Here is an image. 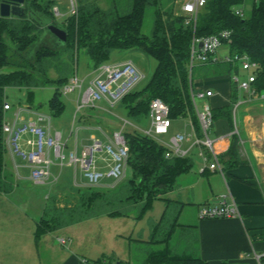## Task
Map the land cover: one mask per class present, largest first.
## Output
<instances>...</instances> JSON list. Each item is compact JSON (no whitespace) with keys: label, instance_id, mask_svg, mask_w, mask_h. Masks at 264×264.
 I'll return each mask as SVG.
<instances>
[{"label":"trees","instance_id":"1","mask_svg":"<svg viewBox=\"0 0 264 264\" xmlns=\"http://www.w3.org/2000/svg\"><path fill=\"white\" fill-rule=\"evenodd\" d=\"M56 1L25 0L23 16L0 17V192L8 191L11 181L4 170L6 148L1 129L3 105L8 102L6 89L53 86L46 106L52 116H59L64 108L59 90L73 74L78 52L87 56L92 68L107 62L113 51H138L155 60L151 75L142 87L130 91L117 104L124 109L126 118L136 124L147 118L150 99L158 97L167 104L170 119L187 116L198 130L190 98L193 79L229 75L237 71V67L232 63L212 61L210 57L204 63L196 62L189 67L190 48L194 38L222 30L230 31V41H223L228 53L246 54L256 63L252 87L256 95L264 92V0H251L247 10L245 0H205L194 17L180 8L186 0L181 1L179 8L176 4L180 0H131L126 10L115 0H111L109 7L99 6L97 0H76L75 13L58 23L52 13ZM237 8L242 9V14L235 12ZM35 11L63 27L66 40L61 48L34 49L44 32V28L28 16ZM147 11L151 12L149 34L142 32ZM60 50L69 51L68 61L60 59ZM50 68L56 73L54 78L48 76ZM230 84L229 103L211 107V111L213 121L221 118L231 130L234 124L232 109L238 94L235 83L230 80ZM123 135L129 151L126 163L130 171L124 184L119 182L110 192L82 190L77 197L67 198L59 205L55 194L50 195L35 236L100 214L141 219L152 209L153 201L161 199L164 208L158 220L150 224L149 242L162 247L148 252L142 264H215L191 255L186 249L177 251L168 247L177 219L175 215L172 220L168 219L167 209L172 200L166 195L176 189L177 178L191 170L192 156L166 158L161 144L136 129H126ZM237 147L238 134H231L228 148L218 155L223 174L224 170L239 163ZM173 202L182 205L180 201ZM132 212L137 213L132 215ZM127 262L118 260L117 264Z\"/></svg>","mask_w":264,"mask_h":264},{"label":"crops","instance_id":"2","mask_svg":"<svg viewBox=\"0 0 264 264\" xmlns=\"http://www.w3.org/2000/svg\"><path fill=\"white\" fill-rule=\"evenodd\" d=\"M250 1L245 0V4L248 5ZM87 66L91 70L95 69L90 66L89 61H87ZM231 73L229 75L198 77L192 81V88L211 89L213 95L208 99L209 105L212 108L223 106L229 103ZM237 94V100L242 99V102L235 108L233 116L234 124L238 128L237 154L239 163H235L233 167L224 170L223 175L216 170L205 169L203 172H199L197 169L196 172L191 168L189 172L177 178L176 189L167 193L166 196L179 197L182 205L193 204L195 207L188 221H180L181 224L177 223L176 225L186 235L194 236L192 238L196 245L195 255L202 260L215 264L219 262L264 264V92L260 93L263 95L262 97L256 95L250 99H243L245 94L239 90H237ZM199 103L201 104L200 100ZM95 104L93 108H87L77 116L81 127L89 132L88 137L82 139L79 145H77V135L75 136L77 152L82 146L90 143L91 136L98 139L103 138L105 141L97 127H101L107 133L118 129L119 122L113 117L117 115L111 113L110 116V114L103 112V107H101L102 110L98 105L95 108ZM16 111L15 124L31 120L39 125L47 126L51 132L58 131L62 138L59 123L54 120L58 116H52L45 103L44 105L42 103L34 105L30 102L17 107L11 105V109L4 113V117L8 121H13ZM37 112L46 114L49 119L37 120ZM229 132L230 129L225 120L221 118L214 120L210 132L211 138L216 139L218 136L227 135L226 138L219 139L214 143L218 154L223 153L228 148ZM26 138L32 139L33 136L29 133L21 136L22 148H25L23 141ZM189 142L185 141L184 143L186 145ZM5 148L4 170L7 178L11 181L9 190L0 192V264H81L82 259L94 262V264H117L118 260L129 261L123 257V254H120L121 249L117 246L122 239L124 240V234L127 230L130 233L135 231L130 229L129 224L134 222L137 225L138 222H143L142 219H134V216L100 214V216L105 215L106 220L104 222L108 224L105 225L103 234L105 249L104 252H100L101 255H104L99 254L100 256L96 255L92 259L86 255L85 248L80 247L82 238L76 235L74 225L94 217L46 231L38 237L35 236L36 226L43 215L47 200L55 191L90 189L110 192L118 186L120 181L113 184L111 179H102L99 184L91 186L82 175L77 180L75 168L72 170V179L69 181L68 186L70 187H50L45 195L44 205L37 208L38 216H28L25 208L15 205L16 201L12 199V195L15 193L16 196L18 194L23 195L29 190L28 184L24 183L25 181L32 182L29 179V166L20 156L12 153L7 146ZM192 153L196 155L194 150L190 151V155ZM94 156L100 159L98 163L94 158L96 169L103 170L110 164V158L104 151H97ZM198 160L200 161L199 158ZM47 183L52 185V182ZM220 195H224L228 202L233 201L235 203L237 214L227 218H197V208L203 203H213ZM183 209L184 206L180 210L178 219L183 213ZM150 213H153L152 209ZM109 219H115L119 226L111 227L112 230L110 231L111 222ZM138 231L144 232V238L150 236L147 228L142 230L138 227L137 233ZM64 236L66 239L63 238ZM185 239L187 238L185 237ZM60 240L63 242L61 243ZM112 256L115 260L110 258ZM257 256L260 257L257 258Z\"/></svg>","mask_w":264,"mask_h":264},{"label":"built area","instance_id":"3","mask_svg":"<svg viewBox=\"0 0 264 264\" xmlns=\"http://www.w3.org/2000/svg\"><path fill=\"white\" fill-rule=\"evenodd\" d=\"M67 2V13L72 14L76 11V0H61ZM205 0H186L181 5V10L188 15L195 16L197 10L204 4ZM237 14H242V9L235 10ZM53 15L59 16V9L56 5L52 7ZM230 31L222 30L217 34L194 38L190 48L189 67L194 63H204L210 57L212 61L225 62L235 64L237 71L230 75V80L235 83L237 90L243 92V99H250L256 96L252 87L255 79L254 71L256 63L251 61L246 54L227 53L219 58L216 56V50L224 45L223 41L229 42ZM198 43L201 47H198ZM94 71L96 74L87 81L84 90H81L84 84V78H79L75 73L71 74L67 81L60 87V94L66 95L78 89V99L76 100V108L73 114L72 123L77 118L76 113L86 108H93L96 101L104 100L109 106H116L119 101L130 91L144 80L145 74L140 71L131 59H124L117 63L104 62L98 65ZM213 95V91L209 88L190 89V98L192 101L198 130H196L189 120L190 133L176 132L172 134L167 141L157 138L158 135H165L171 124L169 118V108L160 98L154 97L150 99L148 104V125L141 127L131 122L126 117H120L121 124L118 129L111 133L105 132L101 127L97 129L105 138L104 144L102 140L91 136L90 143L81 147L77 152L75 148V136L77 128L70 129V133H74V146L65 152L67 148L66 140H62L58 131H50L46 126L37 124L28 120L20 124H15L17 111L14 112V120L8 121L5 117L2 122V133L4 136V144L10 151L20 156L29 166V179L37 184L54 182L57 176L51 173L50 167L56 163L61 168L64 165L72 166L73 169L78 168L81 175L86 178L87 183L91 186L99 184L102 179H111L113 184L121 181L126 174L128 146L124 139V128L132 126L143 135L154 138L164 148V157H184L190 155V151L194 150L197 157L201 161L199 172L205 169L218 171L223 175L222 165L218 159V152L214 146L215 141L226 138L227 135L218 136L213 139L209 136L213 128V117L211 106L208 99ZM262 97V94L257 95ZM196 100H200L198 107ZM242 102L238 99L233 104V116L235 108ZM4 113L11 109L9 102L3 105ZM49 119L46 114L37 112V120ZM234 122V120H233ZM264 132V125H263ZM29 133L33 138H26L23 141L25 148H22L21 136ZM238 134V128L233 124V128L228 135ZM188 145L184 146V142ZM103 150L110 158V164L103 170L96 169L94 153ZM237 214L235 203L228 202L224 195H220L213 203H203L196 211L197 218H227ZM62 243L63 240H60ZM264 256V255H263ZM260 256H257V258ZM81 264H94L88 260L82 259Z\"/></svg>","mask_w":264,"mask_h":264},{"label":"rangeland","instance_id":"4","mask_svg":"<svg viewBox=\"0 0 264 264\" xmlns=\"http://www.w3.org/2000/svg\"><path fill=\"white\" fill-rule=\"evenodd\" d=\"M115 1L118 4H120L122 10H126L131 0H115ZM181 1L182 0H180L176 4L177 8H179L180 5L182 4ZM97 4L101 7H106V6L109 7L111 5V0H97ZM245 5H246L245 6L246 10L249 9V4L248 5L245 4ZM56 6L58 7L59 13L61 14L55 17V21H57L58 23L62 21L64 17L68 15L67 2L57 0ZM150 29H151V12L147 11L145 13L144 20H143L142 32L149 34ZM50 44L52 46H55L56 41L51 40ZM60 52H61V55H59L60 59L63 61H66V60L68 61L67 56L69 55V51L62 52L60 50ZM227 53H228V49L224 45L220 46L216 50V56H218L219 58L225 56ZM127 58L131 59L133 63L135 64V66L145 74L144 80L135 87L136 89H139L150 77L153 67L155 65V60L152 57L143 55L142 53L138 51H113L110 54L107 62L114 63V62H118L119 60H122V59L124 60ZM87 61H88L87 56L82 51L78 52V55L76 57V64L73 67V69H74V73L79 78H84V84L82 85L81 90H84L85 86L87 85V81L96 74L94 70H91L89 66H87ZM55 75L56 73L54 69L50 68L48 70L49 78H54ZM193 76H195V72ZM53 88L54 87L51 85H45L42 87H36V88H30V89L23 88V87L7 88L6 89L7 101L9 102L10 105H13V107H17L18 105H23L24 103H29L30 101L34 105L38 103H42L44 105V103L46 104V100L52 95ZM78 92L80 91L76 89L73 92L60 96V99L64 104V108L61 114L58 117L54 118L55 122L59 123V129L62 132V140L63 141L66 140V144H67V148L65 150L66 153L70 148L73 147V144H74V133H70V129L77 128V134H76L77 135L76 136L77 145L80 144V141L82 139H86L89 135V132L85 131L84 128L81 127L80 121L77 120V118L72 123L73 114L76 108V100L78 99ZM95 103H96L95 108L97 107V105L100 108L103 107V112H105L106 114H110V116H111V113L116 114L117 116H113V117L116 118L117 122H119V126L121 124L120 117H126L124 109H122L118 105L114 107L109 106L107 102L104 100L96 101ZM196 104L198 107L200 106L199 100H196ZM81 111L76 113V117L80 115ZM189 120L190 119L187 116L171 119V124H170L167 134L158 135L157 138L162 141H167L168 138L176 132L184 131V132L189 133L190 131ZM138 125H140L141 127H146L148 125V119L143 118ZM124 129L125 130L133 129V127L127 126ZM209 136L212 137L211 133L209 134ZM99 139H101L102 144H104L105 141L103 140V138H99ZM186 145L184 143V146ZM102 151L103 150H100V152ZM191 156L193 158L192 168L194 171L197 172V169H199V167L201 166L200 165L201 163L194 153H192ZM94 158L99 163L100 161L99 157L94 156ZM50 170L53 175L57 176L56 180L52 182V185H50V183L37 185L30 181H25L24 183L28 184L29 190L24 192L23 195L18 194L16 196V193L12 195V199L16 201L15 205H18L19 207H23V209L25 208V211L28 216H35V217L38 216L37 208L44 205L45 195L46 193H48V190L50 189V187L52 186H59V187L65 186L66 188L70 187L68 185L70 184L69 181H71L72 179L71 177L72 170H73L72 166L64 165L59 169V167L55 163L54 165L50 167ZM76 173H77L76 175L77 180H79V177H81V172L78 168H76ZM129 175H130V171L127 168L125 177L120 181L122 182L121 184H124V181L128 178ZM81 191L82 190H70V191L57 190L53 194H55L54 196H56V198L58 199V205H59V204H63L64 200L67 198L77 197L78 195H80ZM167 198L169 199L172 198L171 199L172 201L169 203V206L167 209L169 213L168 219L172 220V217H174L175 215L176 219L178 220L177 223L181 224L180 221L186 222L191 218L192 212L195 208L193 207V204L181 205L180 203L173 202V201H180L179 197H169L168 196ZM19 204H22L24 206L19 205ZM162 205H163V201L161 199H155L152 203V210H153L152 214L150 213V211H147L141 218L143 222H138L137 225H135L134 222L131 223V225L129 224L130 229H134L135 231L133 233H130V231L127 230L124 234L125 235L124 240L122 239V241H120L117 246L118 248L121 249L120 254H123V257L127 258L129 260V263L126 260H120V261L124 263L127 262L128 264H142L148 252L152 250H157L158 248L162 247V245L160 244L151 243V241L149 242L150 236L148 238H144L143 231H140V232L138 231L137 233L138 227H140V229L142 230H145L147 228L149 229V232H150V224L152 221L158 220L159 215L162 209L164 208V205L163 206ZM183 206H184V209L182 211L183 213L180 215L178 219L176 212H178L180 208ZM132 213H133L132 215H135L137 212H132ZM104 220H106L105 215H102V216L97 215V216H94V218L90 220L81 221L74 225L76 235H79L82 238L80 247H82V249L85 248L86 255L91 257V259L94 258L96 255L98 256L100 252H104V249H105L104 240L105 239H104L103 234L105 232V225H108V224H105ZM109 221L111 222L109 226L110 231L112 230L111 227L115 228L119 226L116 223L115 219H109ZM187 235L181 231L179 226H176L175 233L171 237L168 243V247L175 248L177 251L186 249V251H189L191 255H194L195 246H196L192 238L194 236L190 234H187ZM185 237L187 239H185ZM63 238H65V236ZM110 258L114 259L113 256Z\"/></svg>","mask_w":264,"mask_h":264},{"label":"water","instance_id":"5","mask_svg":"<svg viewBox=\"0 0 264 264\" xmlns=\"http://www.w3.org/2000/svg\"><path fill=\"white\" fill-rule=\"evenodd\" d=\"M25 0H0V17H21L25 14L24 9ZM29 18L33 19L39 26L44 28V32L35 43L34 49H39L43 46H50L52 48L58 49L63 46L66 40V32L58 24H54L51 18L35 11L28 13ZM48 32L49 34H47ZM51 40H55V46L50 44ZM198 47L201 44L198 43Z\"/></svg>","mask_w":264,"mask_h":264}]
</instances>
